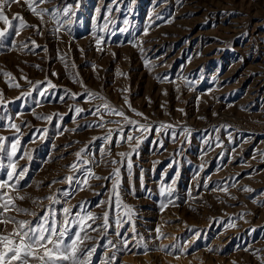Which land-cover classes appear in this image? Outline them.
<instances>
[{
    "label": "rangeland",
    "instance_id": "374dc122",
    "mask_svg": "<svg viewBox=\"0 0 264 264\" xmlns=\"http://www.w3.org/2000/svg\"><path fill=\"white\" fill-rule=\"evenodd\" d=\"M33 3L37 9H48L42 13L43 20L31 11L26 0L5 7L10 18L19 13L27 25H38L42 33L37 34L36 27L26 26L19 36L14 33L7 36L4 41L7 47L0 48L3 91L0 100L4 101L0 104V136L7 138L4 141L7 151L11 150V142L18 139L13 159L17 172L22 167L27 169L19 191H5L16 206L29 210L17 213L15 207H10L7 215L34 223L51 209L62 221L63 209L70 207V220L77 214L92 212L97 219L95 223L92 220L87 223L97 228L103 222V213L109 211L112 227L84 229L92 239L84 238L82 233L83 246L95 247L92 264H105L116 251L108 246V241L117 243L114 235L117 212L107 204L97 206L100 200L107 201L112 195L111 181L106 183L93 177L82 189L76 181L82 180V168L86 167H92L99 176H107L113 167L111 159H121L118 153L130 151V147L127 142L118 147L114 143L104 144L102 137L109 129L115 130V124L87 128L86 121L99 117L88 112L75 113L76 105L89 109L101 103L99 99L72 98L71 92L84 93V87L77 83L82 79L89 90L115 106H123L134 119L140 117L124 105L125 95L152 122L176 125L175 140L171 129L167 135L153 131L140 144L138 154L133 155L134 194L126 165L122 168V201L134 209L133 219L140 235L131 231V222L120 229L121 234L127 230L131 249L118 253L120 264H264V106L259 95L251 98L254 80L264 77V0H78V4L77 0H33ZM67 4L72 8L64 14ZM56 8L60 10L58 20L51 15ZM125 19L129 20L128 25L123 23ZM146 26L149 32L145 35ZM0 27H5L3 22ZM121 28L128 31H118ZM98 36L105 38L102 52L97 51L95 44ZM133 37L137 43L143 40V52L136 44L128 43ZM12 40L16 41L14 47ZM93 64L97 66L95 69ZM6 72H11L12 77H6ZM184 78L192 82L191 88ZM9 79L20 87L11 86ZM48 80L56 87L41 96L32 85L39 88L37 82L42 81L46 87ZM129 86V93L121 92ZM59 97H64L63 102ZM181 108L183 113L178 111ZM214 112L218 115L214 116ZM43 116L53 119L48 121ZM107 119L119 118L107 116ZM10 122L19 127V132L8 126ZM222 124L231 127L220 128L219 133L214 131V126ZM77 125L80 128L75 132L65 130ZM184 127L191 129L188 138L181 135ZM58 131L62 134L58 135ZM217 135L223 142L219 146ZM159 139H163V147ZM205 140H210L211 148ZM86 145V151L94 153L97 161L101 159L100 147H110L111 157L107 153L103 156L108 165L90 164L72 169L74 162L81 163L76 153ZM0 156L7 165V155L0 153ZM141 169L143 185L139 178ZM177 171L179 176L172 187L180 199L161 212V200L167 202V193L160 195L161 185L171 184ZM0 174L6 178V168ZM69 175L73 176L71 184L66 179ZM205 182L208 188L204 187ZM226 186L227 192L222 190ZM65 190L70 195L65 196ZM21 196L24 198L20 199ZM119 214L124 215L122 211ZM158 225L163 235L157 239ZM13 227L8 224L6 230ZM75 230L76 226H72L70 235ZM4 231L5 225L0 224V232ZM117 247L123 249L118 243ZM182 248L186 252H181Z\"/></svg>",
    "mask_w": 264,
    "mask_h": 264
},
{
    "label": "snow or ice",
    "instance_id": "6c2138e0",
    "mask_svg": "<svg viewBox=\"0 0 264 264\" xmlns=\"http://www.w3.org/2000/svg\"><path fill=\"white\" fill-rule=\"evenodd\" d=\"M13 2H19V0H0V22H3L5 27H0V48L7 47V45L4 43L7 36L14 33L16 36L20 35V30L23 29L26 26H32L37 28V34H42L39 30L38 25H27L26 21L24 20L23 16H21L19 13L16 14L15 17L10 18L6 12L5 7L10 5V3ZM28 7L31 9L32 12L36 14V16L40 17L41 20H43L42 13L47 12L48 9H37L34 6L33 0H26ZM41 2H44V0H41ZM78 4V0H77ZM72 5L67 4L63 8V13L67 14L71 10ZM54 19L59 18L60 10L58 8L54 9L51 13ZM74 15V13H73ZM18 21V24H17ZM67 23L71 24V20H67ZM125 25L129 24V20L125 19L123 21ZM105 28H107V23L105 24ZM11 30V31H10ZM120 32H126L128 31L127 28H121L118 29ZM144 34L146 35L149 32V28L146 26L143 29ZM115 34L114 32L112 33ZM93 35H95V29L93 30ZM104 36H98L95 39V44L97 47V51H103V43H104ZM129 44H136V46L140 47V51L143 52V40L139 39V42L137 43V38L133 37V39L128 41ZM12 46L14 47L16 45V41H11ZM32 44L39 47V45L36 44L35 40H32ZM26 46V45H25ZM45 51L47 49L45 48ZM81 52H83V49H81ZM115 55V53H113ZM145 64L148 65V61H145ZM67 64H65V67L67 68ZM36 67H39L38 65ZM93 69H95L97 66L95 64L92 65ZM22 71V70H21ZM120 75H127V73H119ZM6 77L11 78L12 73L6 72L4 73ZM53 75H58V73L53 72ZM23 79L28 80L27 76H24ZM157 79H160V77H157ZM165 80L168 79L167 76L164 77ZM185 83L189 86V88L192 87V82L188 81L187 78H184ZM171 82V81H169ZM31 84V81H29ZM38 84L41 85V87L36 88L35 85H32L34 90L39 92L41 96H46L48 94V90L55 88L56 85H54L51 80H48L47 86H43L42 81H38ZM77 83L81 84L82 87H84V93H77V92H71V96L73 99H75L77 96H81L85 101L93 100V99H99L101 100V103L99 105H92L89 109H85L79 105L74 106V111L77 115L88 112V114L99 117L98 120H93L91 122L86 121L85 126L87 128H91L93 126L96 127H105L106 124H115L116 129H109V131L102 137L104 144L106 145H112L113 143L115 146H119L122 142H127L130 147V151L124 152L121 151L118 153V156L121 158L119 160L113 158L111 159L110 163L113 166L112 171L107 176H99L97 175L92 167H86L82 168V165H96L99 166L100 163L108 165L109 161L104 160L103 156L105 153H107L108 156L111 157L112 152L111 148L101 146L99 149L101 159L97 161L95 159V154L91 152H87V145L84 148H81L79 152L76 153V156L78 160L81 163L74 162L70 167L72 169H78L82 168V172L84 173L82 180H77V186L81 189L83 186L88 185V181L91 178L95 179H103L107 183L108 181H111V193L112 195L108 197L107 201L100 200L98 203V207L100 205L107 204V207L109 209H112L113 206L117 212L115 216V231L114 235L117 238V243L123 245V249H120L117 247V243H113L112 240L108 241V246L112 247L116 251H114L111 256L107 258L105 261V264H120L118 261V253L121 251L127 252L131 251L129 249L128 245L130 243L128 232L125 230L123 234H121L120 229L124 227L125 224L131 222V231L135 235H140L136 230V224L135 220L133 219L135 212L134 209L125 204L122 201L121 196V186L124 183V175L122 172V168L126 165V172L128 174L129 180H130V188L133 190L135 189V175H134V163H133V155L138 154V149L140 144L146 139L147 135H150L153 131L156 133H160L161 131L164 132L165 135L168 134V130L171 129V136L173 140H175L177 136L176 132V125H173L168 122H152L150 117L143 111L138 110L136 107H134L131 103V100L129 96H124V105L127 106V109L131 111V113H134L135 116L140 117V119H134L132 116H129L127 111L123 106H115L111 104L105 97L100 96L99 93L95 91H91L87 88V86L84 84V81L82 79H78ZM9 84L11 86L20 87L19 83L12 84L11 79H9ZM177 92H179V85L176 86ZM211 89H209V92ZM122 93H129L130 92V86L125 87L121 89ZM66 93L65 95H67ZM164 94L167 95V90H164ZM0 96H3V91L0 90ZM60 101L63 102L64 97H59ZM200 97H197V103H199ZM148 102L151 103V98H148ZM4 103L3 100H0V104ZM161 107H165L164 104H161ZM180 112H184V109H178ZM186 114V113H185ZM213 115H218V113H213ZM107 116H115L119 119L109 120L107 119ZM42 119L51 121L53 119L52 116H43ZM202 119H205L206 117H201ZM11 118H9L10 120ZM63 117H61V120ZM75 119V117L73 118ZM9 127L15 128L17 132H19V127L14 123H9ZM59 127V126H58ZM231 127L228 124H222L219 127L214 126V131L219 133L220 128L227 129ZM80 128L79 125H77L76 128L72 129H65L66 131H72L75 132ZM127 129V131H126ZM45 131H47L45 129ZM113 131L116 132V136L114 138ZM58 135L62 134L61 132H57ZM181 135L185 138H188L191 136V129L189 127H184L183 131L181 132ZM229 140L232 139V135L229 132L228 133ZM6 137L0 136V153H5L7 155L8 164L5 165L3 162V157L0 156V173H4V170L6 168V178H4V175L0 174V224L5 225V231L0 232V264H92V256L95 252V247H90L85 249L83 246V240H82V233L84 235V238L91 239L90 236H87L86 233H84V229H90L91 231H96L97 228L102 229H108L112 227V224L109 221L110 212L105 211L103 213V222L102 224H98L97 228H92L91 224H88V220H92L93 223H95V220L97 217L94 213L88 212L85 215L77 214L75 217H73L71 220L69 217L72 215L70 212V209L65 207L63 209L64 212V218L62 221L58 220L55 216V213L51 211V209L45 213V215L40 216L36 222H32L30 220L25 219H18L16 216L7 215L10 211V207H15V210L17 213H28L29 210L27 208H21L15 205L13 197L10 195L8 191H5V189L8 190H16L19 191V188L21 186V181L24 179L27 169L26 168H20V170L17 172V163L13 159V157L16 156L17 152V145H18V139H14L11 142V150L7 151L4 147V141L6 140ZM98 139L97 137H93V140ZM216 142L217 146H219L222 141L219 139V135L216 136ZM135 141V143H132ZM160 147H163L164 141L163 139H159L158 141ZM205 143L209 145V148H211L210 140H205ZM55 147V145H53ZM68 147V145H66ZM81 153H85V156H82ZM201 168H203V165H201ZM179 176V172H177L176 176L172 177L171 184L162 183L161 189H160V195L163 197L165 193H167V202L164 200H161L160 202V211L163 212L169 204H173V201H179L180 196L178 194H175V190L172 187L176 183V179ZM140 182L143 185L144 182V172L143 169L140 171ZM69 184L73 181V176L69 175L66 177ZM210 179V178H209ZM163 180V177H162ZM52 183H56L55 180L52 181ZM51 187V185H49ZM204 187L208 188L207 182L204 183ZM217 189H213L215 191ZM223 191L227 192L228 188L227 186L222 189ZM251 191V189H247ZM150 191V190H149ZM99 194V193H97ZM64 195L68 196L70 193L65 190ZM190 195V190H189ZM114 196V200L113 197ZM24 197L21 196L20 199H23ZM49 199H56L54 197H50ZM58 202V200H56ZM173 206H175L173 204ZM123 212L124 215L121 216L119 213ZM32 215H36L35 213H32ZM125 217L127 219H125ZM8 224H13L14 227L11 229V231L6 230V226ZM231 224V222H229ZM76 226V230L73 234L70 235L71 227ZM226 227L229 225H225ZM231 226H235L234 224H231ZM156 237L159 238L163 235L161 232V229L159 225L155 229ZM196 236H199V233H196ZM135 239V236L132 237ZM140 239H143V236H140ZM138 246V243L137 245ZM167 247V246H163ZM145 250H147V244L144 245ZM181 252H186V249H181ZM179 255V253L177 254Z\"/></svg>",
    "mask_w": 264,
    "mask_h": 264
},
{
    "label": "bare ground",
    "instance_id": "6f19581e",
    "mask_svg": "<svg viewBox=\"0 0 264 264\" xmlns=\"http://www.w3.org/2000/svg\"><path fill=\"white\" fill-rule=\"evenodd\" d=\"M107 3V2H106ZM182 4V3H181ZM119 6V5H118ZM146 11V10H145ZM166 14V13H165ZM155 17V16H154ZM223 17V16H222ZM150 20V19H149ZM176 21V20H175ZM120 24V23H119ZM173 27V26H172ZM141 32V31H140ZM243 35V34H242ZM156 39V38H155ZM152 40V39H151ZM149 42V41H148ZM198 45V44H197ZM237 46V45H236ZM185 47V46H184ZM206 57V56H205ZM238 59V58H237ZM248 63V62H247ZM198 64V63H197ZM193 65V64H192ZM202 65V64H201ZM245 67V66H244ZM192 68V67H191ZM202 69V68H201ZM188 71V70H187ZM183 72V71H182ZM186 73V72H185ZM192 73V72H191ZM190 74V73H189ZM260 76H262V75H260ZM253 87H254V89L252 88V91H251V93H252V95H251V98H252V100H254L255 98V96H257V95H259V99H263L262 101H261V106H264V90H260V87H264V77H257L255 80H254V82H253ZM251 88H250V90H251ZM259 101V100H258ZM72 110V109H71ZM233 117V116H232ZM209 129V128H208ZM206 135V134H205ZM264 135V134H263ZM163 136V135H162ZM243 138V137H242ZM254 138V137H253ZM214 139V138H213ZM204 141V140H203ZM251 141V140H250ZM259 142H261V140L259 141ZM79 143V142H78ZM82 143V142H81ZM256 143V142H255ZM260 145H262V144H260ZM155 146H156V144H155ZM91 147V146H90ZM77 148V147H76ZM262 150H263V148H262ZM258 151H260V150H258ZM153 153V152H152ZM188 153V152H187ZM229 153V152H228ZM257 153V152H256ZM150 154V153H149ZM233 156V155H232ZM57 158V157H56ZM218 159H220V158H218ZM195 160V159H194ZM239 160V159H238ZM254 161V160H253ZM143 162V161H142ZM151 162V161H150ZM207 162V161H206ZM225 163V162H224ZM214 164V163H213ZM148 167V166H147ZM214 169V168H213ZM147 170V169H146ZM178 172V171H177ZM219 181V180H218ZM152 182V181H151ZM154 182V181H153ZM187 182V181H186ZM101 183V182H100ZM147 183V182H146ZM218 183V182H217ZM155 184V183H154ZM61 185V184H60ZM231 186V185H230ZM194 187V186H193ZM212 188V187H211ZM65 189V188H64ZM150 190V189H149ZM237 190V189H236ZM186 193V192H185ZM192 194V193H191ZM257 195V194H256ZM226 196V195H225ZM241 197V196H240ZM245 198V197H244ZM68 199V198H67ZM251 203V202H250ZM175 204V203H174ZM252 204V203H251ZM250 204V205H251ZM254 205V204H253ZM70 208V207H69ZM92 208V207H91ZM114 208V207H113ZM99 210V209H98ZM113 210V209H112ZM260 212V211H259ZM260 214V213H259ZM262 215V214H261ZM202 219V218H201ZM203 221V220H202ZM201 221V222H202ZM148 222V221H147ZM201 228V227H200ZM236 228V227H235ZM198 231H200V230H198ZM218 235V234H217ZM239 233L237 234V237H239ZM147 237V236H146ZM218 237V236H217ZM263 238V237H262ZM92 239V238H91ZM95 239V238H94ZM227 239V238H226ZM256 241V240H255ZM151 243V242H150ZM219 243V242H218ZM209 244V243H208ZM202 245V244H201ZM94 247V246H93ZM234 247V246H233ZM218 248V247H217ZM217 248H215V249H217ZM221 248V247H220ZM244 248V247H243ZM214 249V250H215ZM215 252V251H214ZM234 252V251H233ZM247 252V251H246ZM208 255V254H207ZM252 255V254H251ZM153 259V261L154 260H156V258H152ZM146 260V259H145ZM230 260V259H229ZM148 262V261H147ZM252 262V261H251ZM146 262H144V264H145ZM153 263V262H152ZM156 263V262H155ZM158 263V262H157ZM246 264V263H245ZM256 264V263H255ZM258 264H260V263H258Z\"/></svg>",
    "mask_w": 264,
    "mask_h": 264
}]
</instances>
